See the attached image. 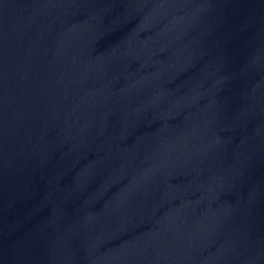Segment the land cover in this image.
I'll list each match as a JSON object with an SVG mask.
<instances>
[{"label": "water", "instance_id": "obj_1", "mask_svg": "<svg viewBox=\"0 0 264 264\" xmlns=\"http://www.w3.org/2000/svg\"><path fill=\"white\" fill-rule=\"evenodd\" d=\"M228 1L0 0V264L109 172Z\"/></svg>", "mask_w": 264, "mask_h": 264}]
</instances>
